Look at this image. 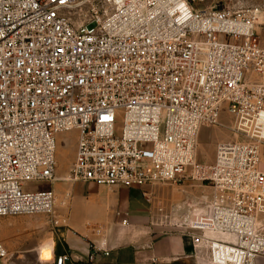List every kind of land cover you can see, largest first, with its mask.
<instances>
[{
  "label": "built area",
  "instance_id": "2783aa9c",
  "mask_svg": "<svg viewBox=\"0 0 264 264\" xmlns=\"http://www.w3.org/2000/svg\"><path fill=\"white\" fill-rule=\"evenodd\" d=\"M198 1L0 0V217L45 214L67 226L71 192L57 204L52 188L25 191L32 181L138 188L148 200V187L191 179L212 189L180 216L194 247L211 264H258L264 8ZM82 8L90 19L75 26L69 15ZM225 113L236 138L217 143L212 163L198 161L201 129L225 126ZM70 130L76 156L60 178L56 137ZM87 226L98 237L93 261L110 248L104 225ZM6 256L0 240V264Z\"/></svg>",
  "mask_w": 264,
  "mask_h": 264
},
{
  "label": "rangeland",
  "instance_id": "374dc122",
  "mask_svg": "<svg viewBox=\"0 0 264 264\" xmlns=\"http://www.w3.org/2000/svg\"><path fill=\"white\" fill-rule=\"evenodd\" d=\"M198 8L233 7L245 8L259 6L264 8V0H200L195 3ZM73 24L83 23L90 19L88 8L79 9L69 15ZM225 126H204L199 135L197 159L202 163H212L215 159L216 146L220 141H228L236 138L233 131L228 127L232 117L228 114L222 116ZM57 141V176L63 177L75 160L78 131L70 130L61 132L56 137ZM264 158V147L262 148ZM63 180L27 182L25 191H37L44 188H52L56 195ZM81 182V181H79ZM148 200L132 191L133 203H145V209L150 217L149 225L161 231L174 232L179 229L181 213L202 205L207 197L211 196L212 189L201 182L183 179L178 183H157L147 188ZM87 189L82 190V195L88 197L93 193ZM142 193V191H141ZM181 211L176 212L175 208ZM191 207V208H190ZM57 213L63 212V207H56ZM172 209L175 212H172ZM168 215H171L168 217ZM68 225V223H67ZM63 225H55L52 216L45 214H21L0 217V240L7 250V256L2 264H44L41 260L52 258V242L54 248L62 242ZM215 237V236H214ZM220 240H229L226 236H216ZM264 256V255H263Z\"/></svg>",
  "mask_w": 264,
  "mask_h": 264
},
{
  "label": "crops",
  "instance_id": "0c3cea01",
  "mask_svg": "<svg viewBox=\"0 0 264 264\" xmlns=\"http://www.w3.org/2000/svg\"><path fill=\"white\" fill-rule=\"evenodd\" d=\"M85 189L91 191L92 196L82 195ZM133 190L142 195L138 188L116 186L110 189L93 183L62 181L57 190V204L67 191L72 194L68 225L63 226L62 242L57 249L52 242V258L41 262L55 264L56 255L68 253L70 258L66 264H211L194 247L185 227L166 232L150 226L145 201L133 203ZM125 213L130 218L128 226L122 224ZM89 222L106 227L110 248L108 254L101 252L93 261L89 260L90 242L98 237L87 226ZM154 257L158 263L152 261ZM258 264H264L263 255Z\"/></svg>",
  "mask_w": 264,
  "mask_h": 264
}]
</instances>
